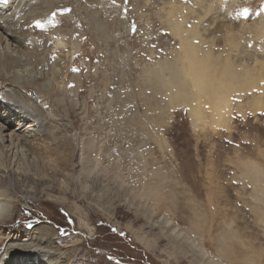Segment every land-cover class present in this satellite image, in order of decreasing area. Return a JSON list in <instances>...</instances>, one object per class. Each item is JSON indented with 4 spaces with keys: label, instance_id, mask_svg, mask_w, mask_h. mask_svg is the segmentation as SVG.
<instances>
[{
    "label": "rangeland",
    "instance_id": "obj_1",
    "mask_svg": "<svg viewBox=\"0 0 264 264\" xmlns=\"http://www.w3.org/2000/svg\"><path fill=\"white\" fill-rule=\"evenodd\" d=\"M48 17L51 37L61 30L70 39L49 102L77 146L79 176L0 168L17 199L0 254L8 226L18 234L49 223L70 246L66 264H264V109L236 111L226 128L198 126L147 80L179 56L175 27L212 33V49L227 56L226 30L261 24L264 0H58ZM29 28L31 50L51 44ZM255 38L246 33L241 49L264 59ZM250 100L245 93L238 103Z\"/></svg>",
    "mask_w": 264,
    "mask_h": 264
},
{
    "label": "bare ground",
    "instance_id": "obj_2",
    "mask_svg": "<svg viewBox=\"0 0 264 264\" xmlns=\"http://www.w3.org/2000/svg\"><path fill=\"white\" fill-rule=\"evenodd\" d=\"M57 1L0 2V168L17 171L31 165L35 169L34 174L46 177L45 171L49 174L51 167L52 172L74 179L79 176L73 174L77 146L72 147L66 132L68 124L57 115L49 102L52 94L50 90L54 84H60L61 87L60 79L66 75V68L60 64L64 63L62 56L70 43L67 33L56 30L51 37L50 30L48 32L45 26V19L51 15ZM25 25H29L28 29ZM262 25L264 21L250 28L247 26L248 30H226L222 41L229 46L227 56L217 52L220 50L212 49L217 40L211 36L212 33H208L210 38H207L197 34L199 29L196 31L195 25L191 30L174 26L181 40L179 56L174 55L173 62L161 61L156 68L149 70L147 80L162 88L160 90H165L163 97L165 95L173 103L185 105L194 125L210 124L209 127L215 130L222 126L226 128L236 111L244 112L247 109L256 112L264 109V59L255 56L254 50L245 53L246 50L241 49V37L249 32L264 43ZM29 27L42 33L41 41H50L51 44H41L40 49L31 50L30 46L37 41ZM208 42L212 43L207 44L211 48L202 46ZM257 46L263 50V46ZM48 57L54 62L51 70L46 59ZM245 93L251 96V100L244 105L238 103ZM251 171L255 179L258 177L260 180L262 171L256 172L255 168H251ZM260 185L263 186V183ZM14 192L10 182L0 183L2 230L3 226L11 222L16 211ZM8 228L10 232L5 238L7 242L0 254V264H66L70 246L68 249L57 243L58 235L53 224L25 227L18 234L14 233L12 226Z\"/></svg>",
    "mask_w": 264,
    "mask_h": 264
},
{
    "label": "snow or ice",
    "instance_id": "obj_3",
    "mask_svg": "<svg viewBox=\"0 0 264 264\" xmlns=\"http://www.w3.org/2000/svg\"><path fill=\"white\" fill-rule=\"evenodd\" d=\"M4 3H7V0H3Z\"/></svg>",
    "mask_w": 264,
    "mask_h": 264
},
{
    "label": "clouds",
    "instance_id": "obj_4",
    "mask_svg": "<svg viewBox=\"0 0 264 264\" xmlns=\"http://www.w3.org/2000/svg\"><path fill=\"white\" fill-rule=\"evenodd\" d=\"M261 27L264 28V25H262Z\"/></svg>",
    "mask_w": 264,
    "mask_h": 264
},
{
    "label": "water",
    "instance_id": "obj_5",
    "mask_svg": "<svg viewBox=\"0 0 264 264\" xmlns=\"http://www.w3.org/2000/svg\"><path fill=\"white\" fill-rule=\"evenodd\" d=\"M0 2H3V0H0Z\"/></svg>",
    "mask_w": 264,
    "mask_h": 264
},
{
    "label": "flooded vegetation",
    "instance_id": "obj_6",
    "mask_svg": "<svg viewBox=\"0 0 264 264\" xmlns=\"http://www.w3.org/2000/svg\"><path fill=\"white\" fill-rule=\"evenodd\" d=\"M125 263V262H124ZM127 263V262H126Z\"/></svg>",
    "mask_w": 264,
    "mask_h": 264
}]
</instances>
